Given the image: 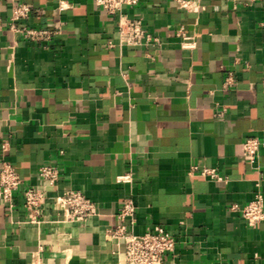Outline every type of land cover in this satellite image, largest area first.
Here are the masks:
<instances>
[{"label":"crops","instance_id":"1","mask_svg":"<svg viewBox=\"0 0 264 264\" xmlns=\"http://www.w3.org/2000/svg\"><path fill=\"white\" fill-rule=\"evenodd\" d=\"M189 1L198 9L125 7L161 42L131 47L120 45L118 16L95 0H0L4 20L25 4L31 15L20 25L59 32L45 45L0 32V167L23 181L12 208L0 200V264H124L106 234L127 199L136 235L161 226L176 239L164 264H264V224L229 211L264 196V146L254 166L243 156L246 140L264 143V0ZM181 28L195 50L181 49ZM46 165L60 173L56 188L39 177ZM31 186L46 192L38 223L24 205ZM69 191L96 214L66 221L55 199Z\"/></svg>","mask_w":264,"mask_h":264},{"label":"built area","instance_id":"2","mask_svg":"<svg viewBox=\"0 0 264 264\" xmlns=\"http://www.w3.org/2000/svg\"><path fill=\"white\" fill-rule=\"evenodd\" d=\"M179 7L188 12L197 10L195 3L189 0H173ZM232 1V0H231ZM263 0H246L243 5L251 6ZM97 7L104 10L110 16H118V30L121 46H160L158 38L149 34L143 29L141 22L131 20L122 13L125 7H135L140 0H95ZM60 10L65 9L60 5ZM31 8L25 4H17L11 8V16L8 20L0 17V32L4 28L21 34L25 40L38 44L49 43L57 30L50 29H32L20 25L23 20L29 19ZM177 37L180 38L181 49L191 52L196 49V43L193 38L186 34L181 28ZM112 46V43H109ZM235 81L233 74L230 73L223 87L229 90L234 87ZM224 110L220 112V115ZM264 143L258 139H248L244 143V159L251 165L257 163L259 152ZM192 173H199L204 178H209L216 182H225L226 179L221 177L216 170L193 168ZM39 177L44 180L50 188H56L59 182L60 173L57 168L52 166H42L39 169ZM119 183H131L129 176L117 178ZM23 181L10 164H3L0 167V200L13 207L14 193L20 188ZM25 209L29 222L38 223L41 218L42 206L46 200L45 190L38 187H28L24 192ZM68 222L84 223L97 212V206L83 193L79 191H69L55 199ZM230 212H240L249 227H256L264 224V196L258 191L253 200L246 205L240 206L234 204L229 208ZM136 206L132 199L124 200L120 204L117 213V224L107 231V238L115 244L117 248L122 249L124 253V264H164V258L168 254H174L177 246L176 239L163 227L155 226L149 229L143 235H136L134 227Z\"/></svg>","mask_w":264,"mask_h":264}]
</instances>
